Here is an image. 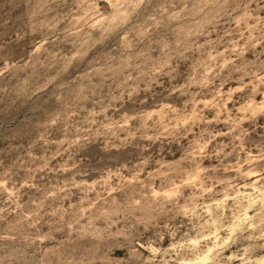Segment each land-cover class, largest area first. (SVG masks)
Wrapping results in <instances>:
<instances>
[{
    "label": "rangeland",
    "instance_id": "374dc122",
    "mask_svg": "<svg viewBox=\"0 0 264 264\" xmlns=\"http://www.w3.org/2000/svg\"><path fill=\"white\" fill-rule=\"evenodd\" d=\"M0 264H264V0H0Z\"/></svg>",
    "mask_w": 264,
    "mask_h": 264
}]
</instances>
